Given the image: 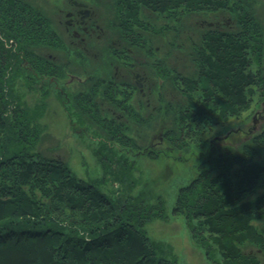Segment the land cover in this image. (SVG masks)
I'll return each instance as SVG.
<instances>
[{"label": "trees", "instance_id": "trees-1", "mask_svg": "<svg viewBox=\"0 0 264 264\" xmlns=\"http://www.w3.org/2000/svg\"><path fill=\"white\" fill-rule=\"evenodd\" d=\"M111 2L88 57L32 0H0V264H177L148 233L169 206L151 184L136 189L140 157L193 160L189 179L172 183L170 210L211 264H264V121L243 124L264 109L258 0ZM160 36L193 66L174 65L173 101L157 80L172 55L155 48ZM144 69L147 100L134 76ZM73 72L84 81L70 95ZM51 93L77 132L97 140L99 177L77 175L55 147L40 146ZM155 116L157 130L143 133Z\"/></svg>", "mask_w": 264, "mask_h": 264}, {"label": "rangeland", "instance_id": "rangeland-1", "mask_svg": "<svg viewBox=\"0 0 264 264\" xmlns=\"http://www.w3.org/2000/svg\"><path fill=\"white\" fill-rule=\"evenodd\" d=\"M26 1L28 2L30 0H25V2ZM79 1L87 2V4L90 6H84V17H87L89 13L92 12V15L86 18L87 20L85 25L88 26V31L81 32V34L83 33L84 35V39L82 38L83 41L81 42L77 40L79 38L72 35V30H76L79 32L81 31L79 27L73 26L72 29L69 30V34L65 29L67 20H70L72 17H67L65 13L68 11H75L76 9L69 0H32L34 6L40 8L47 16H49L53 20L55 26L63 36L66 44L69 41L74 43V45H80L82 43L84 47L83 51L84 53H88L89 55L87 56L89 57L91 55L93 56V53L96 52L95 48L92 46L94 40L93 37H99L102 32L98 22H103L104 19L110 17L109 4H111L112 2L111 0ZM257 13L264 26V0H258ZM68 15H70V13H68ZM162 38L163 37H161V39L159 38V40L156 41V44L158 46H155V48L161 50L160 52H162V55L165 51H167L168 48L169 53L171 52L172 54H170L171 56H169V58H171L172 64H169V75H167V78L164 80L161 77L159 79L157 77V80L165 84V87H162L165 95H167L165 97H169L171 100L174 97L173 95H176V88L172 82L174 65L177 66L178 70L186 73H190L193 66L187 53L182 51V54L179 48H169L167 44L163 43ZM179 43L180 42H178V44ZM50 50L60 57L65 52L63 49ZM139 56L140 55H138V57ZM94 57L100 60L99 56ZM177 57L180 58L178 63ZM144 60L146 61V59ZM98 71L106 74V70L103 68L99 69ZM145 72L146 71L144 69V72L140 73L138 71L136 73L137 84L140 86L141 90H143L144 88L146 89L143 90L144 92L141 91V95H143L144 98H146L147 90L149 89V86H147L146 84L147 82L145 81V86L142 82V75L147 77V74ZM73 73L72 75L67 76L65 79V82L68 84L66 86V93L70 95L74 94L78 89H80L82 87L81 83L84 81V76L80 75L81 73ZM138 79H140L141 81ZM69 85H71L72 87L70 88ZM59 86L62 87V83ZM31 96H33L32 93H27L26 95L28 100H30ZM45 99L46 101H48V104L43 120L45 121L47 127L43 133L42 138L40 139V146H42L43 149L48 153L51 152L49 151V149L53 150V148L55 147L56 149H54V152L59 153L62 159H64L68 163V165L77 175L99 177L101 175V166L97 162V157L94 154V149L97 147V140L92 139L89 136H81L79 132H77L80 131V129H75L74 125L70 123V111L66 108L67 106H64V103L62 101H59L56 98V95L54 93H51L48 97H45ZM147 99L149 98H146V100ZM173 99L171 101H173ZM262 104H264V101ZM262 106L257 108V112L255 111L250 118L246 119L243 122V124H245L246 126H251L255 123L258 125V127H260V125L264 121V109H262ZM150 107L149 109L152 108ZM248 113L249 112H247L246 114ZM239 123H241V120H234L229 122L226 126H217L207 136H215L219 133L218 131L222 129V127L229 128ZM152 124L153 125L151 126V128L143 129V133H152L157 130V127L159 126L158 116H155V120L152 122ZM156 140L157 138L154 139L155 143H153L155 147L158 146ZM227 143H230V141H227ZM192 164L193 160H186L185 163L174 161L169 164L163 165L162 161L140 157L138 158V168H136V170L134 171L135 176L139 178V183L137 184L136 189L141 187L142 183L147 185L151 184L154 189L164 193L165 196H167V205L169 206L167 211L168 216H166L164 219L155 220L154 222L149 224L148 233L152 236V238L161 241L169 248L171 253L177 257V264H211L205 256L203 250L194 244L185 219L182 216L174 215L170 210V206H172L174 202V198L172 197L173 195H175V186L172 183L174 180L175 183H178L180 181H186L187 179H189L193 171ZM115 185L117 186V184ZM168 186H170L169 190L165 191L167 190L166 188Z\"/></svg>", "mask_w": 264, "mask_h": 264}, {"label": "flooded vegetation", "instance_id": "flooded-vegetation-1", "mask_svg": "<svg viewBox=\"0 0 264 264\" xmlns=\"http://www.w3.org/2000/svg\"><path fill=\"white\" fill-rule=\"evenodd\" d=\"M70 3L72 5L75 6V11H68L65 13V15L68 16H72L70 20H67V24H65V29L68 32V34L70 33V29H72V27L76 26L79 27L81 29V31H76V30H72V35L79 38L77 39L79 42L83 41L84 39V35L83 33L81 34V32H87L88 30V26L85 25L86 23V18L90 17L92 15V12L89 13V15L87 17H84L85 15V11H84V6L87 5L88 7H90L87 2L84 1H79V0H69ZM68 13H70V15H68ZM83 38V39H82ZM135 78H137V75L135 73Z\"/></svg>", "mask_w": 264, "mask_h": 264}]
</instances>
